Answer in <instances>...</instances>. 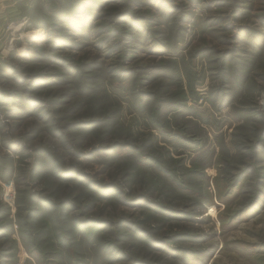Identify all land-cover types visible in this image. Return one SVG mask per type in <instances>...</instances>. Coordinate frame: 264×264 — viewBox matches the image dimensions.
Listing matches in <instances>:
<instances>
[{"label":"rangeland","instance_id":"rangeland-1","mask_svg":"<svg viewBox=\"0 0 264 264\" xmlns=\"http://www.w3.org/2000/svg\"><path fill=\"white\" fill-rule=\"evenodd\" d=\"M10 5L0 264H264V0Z\"/></svg>","mask_w":264,"mask_h":264},{"label":"crops","instance_id":"crops-1","mask_svg":"<svg viewBox=\"0 0 264 264\" xmlns=\"http://www.w3.org/2000/svg\"><path fill=\"white\" fill-rule=\"evenodd\" d=\"M18 1L21 0H0V24L6 25V23L9 21L10 23L18 21L17 17H20L21 14H19L18 9L16 8V5H10L6 6L7 3H18ZM13 24V23H12ZM2 28V26H0Z\"/></svg>","mask_w":264,"mask_h":264},{"label":"bare ground","instance_id":"bare-ground-1","mask_svg":"<svg viewBox=\"0 0 264 264\" xmlns=\"http://www.w3.org/2000/svg\"><path fill=\"white\" fill-rule=\"evenodd\" d=\"M41 36H42V32L41 31H39V32H31L30 31V32L25 34V37H28V38H31V39H39V38H41ZM23 52H25V51H23Z\"/></svg>","mask_w":264,"mask_h":264}]
</instances>
